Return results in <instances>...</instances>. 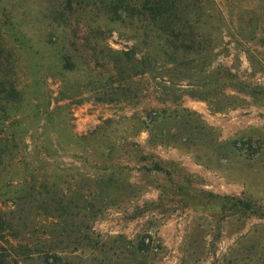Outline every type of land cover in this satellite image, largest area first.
I'll list each match as a JSON object with an SVG mask.
<instances>
[{
	"label": "rangeland",
	"instance_id": "374dc122",
	"mask_svg": "<svg viewBox=\"0 0 264 264\" xmlns=\"http://www.w3.org/2000/svg\"><path fill=\"white\" fill-rule=\"evenodd\" d=\"M51 1L0 0V12L39 52L17 56L28 99L43 98L25 126L54 145L72 194L81 174L90 181L95 213L69 221L82 234L36 236L51 253L21 256L5 236L0 264H264V220L221 215L224 197L264 204V0H156L166 28L188 23L171 41L180 50L155 62L142 29L102 26L66 67L45 42ZM102 1L78 0L81 35L102 22ZM121 1L141 11L146 0Z\"/></svg>",
	"mask_w": 264,
	"mask_h": 264
},
{
	"label": "trees",
	"instance_id": "16d2710c",
	"mask_svg": "<svg viewBox=\"0 0 264 264\" xmlns=\"http://www.w3.org/2000/svg\"><path fill=\"white\" fill-rule=\"evenodd\" d=\"M155 2L159 1L151 3L146 0L141 11H136L130 3L103 0L100 3L102 22L98 21L95 28H90L89 35L84 36L80 33V24L88 5L81 8L78 0H66L65 4L57 6L52 0L45 16L50 29L45 37L46 45L57 49L56 55L63 65L72 66L76 58L72 49L77 52L81 42L88 44L89 37L95 36L99 28L127 25L140 28L143 36L157 40L156 62L162 54H166L163 49L180 50L172 46L171 41L183 35V31L186 34V30L182 29L188 23L182 22L180 16L166 28L163 22L167 18V5L160 8ZM7 10L4 6L0 12V239L5 240V236L15 239L18 246L11 245L10 248L28 257L54 251L53 247H40L33 243L36 236L46 237V243L54 238L82 234V229L78 225L70 227L69 221L75 219L83 224L88 215L95 213V209L88 201L90 192L93 194L90 181L81 174L75 181L77 192L72 194L70 181L73 178L70 179L56 161L54 145L41 140L38 131L32 132L25 126L30 118L38 119L36 116L43 98L33 95L28 99L24 89L31 84L21 81L17 56L21 53L35 56L39 52L33 37ZM94 16L100 18L91 14L89 20ZM58 27L63 29L62 35H56ZM59 44L61 48H58ZM151 60L140 62L141 67L151 68ZM114 70L117 75L125 73L118 65ZM52 116L49 115L50 118ZM102 183L103 177L95 181L98 187ZM221 215L223 218L238 216L264 220V204L248 196L224 197ZM61 224L62 228L59 227ZM83 234L86 237L82 240L88 241L89 234L85 231Z\"/></svg>",
	"mask_w": 264,
	"mask_h": 264
}]
</instances>
